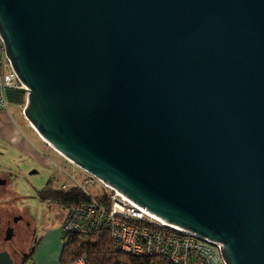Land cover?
Instances as JSON below:
<instances>
[{"label":"water","instance_id":"95a60500","mask_svg":"<svg viewBox=\"0 0 264 264\" xmlns=\"http://www.w3.org/2000/svg\"><path fill=\"white\" fill-rule=\"evenodd\" d=\"M0 38L56 152L264 264V0H0Z\"/></svg>","mask_w":264,"mask_h":264},{"label":"built area","instance_id":"2783aa9c","mask_svg":"<svg viewBox=\"0 0 264 264\" xmlns=\"http://www.w3.org/2000/svg\"><path fill=\"white\" fill-rule=\"evenodd\" d=\"M0 68L4 70L0 81V111H4L11 103L6 98L5 90L15 89L3 86L17 89L26 87L5 54L0 57ZM78 169L83 173L81 178L72 172L61 170L65 181L57 190L67 191L75 188L88 194L87 187L93 185L99 187L101 194L98 198L88 194L91 202L66 208L67 215L61 225L63 235H93L105 230L115 250L134 257H163L172 264H227L220 244L166 224L102 180ZM75 263L89 264L84 255L76 259Z\"/></svg>","mask_w":264,"mask_h":264},{"label":"rangeland","instance_id":"374dc122","mask_svg":"<svg viewBox=\"0 0 264 264\" xmlns=\"http://www.w3.org/2000/svg\"><path fill=\"white\" fill-rule=\"evenodd\" d=\"M47 152L50 159L62 166L63 170L78 176L80 170L77 167L65 161L58 153L59 156L51 150L47 149ZM35 172V174H30L29 170L20 172L16 167V153L12 151L5 155L0 151V175L6 180L0 185V252L6 251L12 264H21L32 245L29 229L23 228L24 220L25 223L27 221L31 224L30 229H44V226L48 229H61L67 215V209L57 203L40 202L37 195V192L42 190L51 179L52 189H57L65 181L63 176L52 168L37 169ZM87 192L94 198H98L101 194L99 187L93 185L87 187ZM4 210H8V214L5 215ZM13 215L18 216L19 219L24 217V220L17 221L15 226L13 220H10ZM8 220L14 228V234L10 238H7L6 233L4 235Z\"/></svg>","mask_w":264,"mask_h":264},{"label":"crops","instance_id":"0c3cea01","mask_svg":"<svg viewBox=\"0 0 264 264\" xmlns=\"http://www.w3.org/2000/svg\"><path fill=\"white\" fill-rule=\"evenodd\" d=\"M3 56L4 50L0 38V57ZM3 71L0 68V81L4 75ZM25 102L26 98L22 95L19 103L13 106L9 105L6 110L0 111V151L5 155L12 151L16 153V167L20 172L29 170L30 174H35L37 169L49 170L52 168L62 176V166L60 167L57 162L50 159L47 149L55 154L58 152L39 136L24 116ZM78 176L83 177V173L79 171ZM5 181L4 177L0 175V185ZM30 233L32 245L26 264H76L74 260L63 253L61 229H48L44 226V229H30ZM33 244H35L34 247Z\"/></svg>","mask_w":264,"mask_h":264},{"label":"trees","instance_id":"16d2710c","mask_svg":"<svg viewBox=\"0 0 264 264\" xmlns=\"http://www.w3.org/2000/svg\"><path fill=\"white\" fill-rule=\"evenodd\" d=\"M52 180L37 192L40 202H53L68 208L91 202V197L75 188L67 191L52 189ZM63 235V234H62ZM63 253L76 261L82 255L86 256L89 264H172L163 257H134L114 249L107 231L102 230L93 235L62 236ZM30 257L26 254L21 264Z\"/></svg>","mask_w":264,"mask_h":264},{"label":"flooded vegetation","instance_id":"af4514ba","mask_svg":"<svg viewBox=\"0 0 264 264\" xmlns=\"http://www.w3.org/2000/svg\"><path fill=\"white\" fill-rule=\"evenodd\" d=\"M4 214L6 215V214H8V210H4ZM4 214H2V215H4ZM8 217H9V215H8ZM18 218V216H16V215H13V217H12V219H10V220H13V224H15V226H16V222L17 221H20L21 219L22 220H24V217L23 218H21V219H19ZM10 220H8L9 221V223H8V225H7V229H4V235H5V233H6V235H7V238L9 237H11L13 234H14V228H13V226L10 224ZM29 226H31V224L30 223H28L27 221H26V223H25V220H24V223H23V228H25V229H29V231H30V227Z\"/></svg>","mask_w":264,"mask_h":264},{"label":"bare ground","instance_id":"6f19581e","mask_svg":"<svg viewBox=\"0 0 264 264\" xmlns=\"http://www.w3.org/2000/svg\"><path fill=\"white\" fill-rule=\"evenodd\" d=\"M51 147V146H50ZM53 148V147H52ZM54 149V148H53ZM55 150V149H54Z\"/></svg>","mask_w":264,"mask_h":264}]
</instances>
